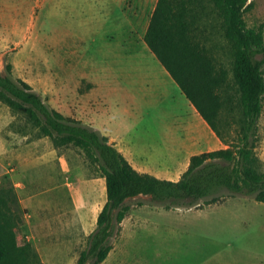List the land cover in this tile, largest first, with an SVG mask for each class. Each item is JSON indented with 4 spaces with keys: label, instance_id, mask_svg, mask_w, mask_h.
I'll return each instance as SVG.
<instances>
[{
    "label": "trees",
    "instance_id": "16d2710c",
    "mask_svg": "<svg viewBox=\"0 0 264 264\" xmlns=\"http://www.w3.org/2000/svg\"><path fill=\"white\" fill-rule=\"evenodd\" d=\"M214 6L224 36L232 44L230 71L216 44L197 30L200 8ZM250 0H159L145 40L162 65L226 147L194 155L178 181L139 172L100 130L53 108L31 84L0 68V101L49 136L57 148L73 145L98 165L106 178L108 200L77 264H102L121 234L130 201L151 196L166 209L218 202L226 192L264 203V164L256 154L264 108V32L249 27ZM236 105L234 106V104ZM237 108L239 109L237 111ZM231 115V119H229ZM28 211L16 188L0 183V264H42L22 236Z\"/></svg>",
    "mask_w": 264,
    "mask_h": 264
},
{
    "label": "rangeland",
    "instance_id": "374dc122",
    "mask_svg": "<svg viewBox=\"0 0 264 264\" xmlns=\"http://www.w3.org/2000/svg\"><path fill=\"white\" fill-rule=\"evenodd\" d=\"M250 1L253 6L244 18L249 27L261 28L264 32V0ZM101 6L99 0L92 3L90 0H0V68L11 63L16 53L20 67L26 59L46 61L53 75L68 78L70 97L78 86L83 93L93 91L97 110L101 113L109 110L112 114L111 124L145 131L151 121L148 113L154 110V105L139 97L138 82L126 84L118 78L117 68L113 67L112 73L109 62H105L112 58L119 65L124 54L111 53L93 41L104 26V15L109 14H101ZM196 27L208 37L209 45L216 44V53L230 71L232 80V44L226 40L222 20L209 2L200 8ZM16 30L20 32L17 38L11 36ZM116 38L113 34L108 37L101 34L98 41L113 42ZM40 71L38 67L20 70L33 83L41 85ZM80 80L81 85L74 84ZM147 80L152 82L150 87L161 82L153 79V73ZM53 102L57 104L59 100ZM0 105L8 107L1 101ZM159 108L160 105L156 111ZM259 126L261 141L256 154L264 164V108ZM10 129L30 133V139L36 138L39 131L21 116L15 118ZM59 151L65 159V199L68 200L72 182L82 177L81 172L88 177L100 173L98 165L82 149L68 145L59 147ZM173 171L171 166L162 165L157 173L164 176ZM130 203L131 210L123 222L125 235L136 238L131 240L125 264H264V203L254 197L226 192L210 205L172 209L157 204L151 196H138ZM63 207L69 210V203L61 202L59 209ZM22 236L28 240L23 231Z\"/></svg>",
    "mask_w": 264,
    "mask_h": 264
},
{
    "label": "crops",
    "instance_id": "0c3cea01",
    "mask_svg": "<svg viewBox=\"0 0 264 264\" xmlns=\"http://www.w3.org/2000/svg\"><path fill=\"white\" fill-rule=\"evenodd\" d=\"M99 1L101 14H109L104 15V26L93 41L111 53L124 54L119 65L112 58L105 62H109L112 73L113 67L117 68L118 78L126 84L138 82L139 97L154 105V110L148 113L151 118L148 129L142 131L136 127L131 130L119 123L111 124L112 114L109 110L104 113L97 110L94 103L98 101L93 91L83 93L78 86L70 97L66 86L70 83L68 78L53 75L46 61L26 59L20 67L16 53L11 61L14 73L31 84L64 116L80 120L109 137L139 172L178 181L194 155L222 148L223 143L145 40L159 0ZM18 34L17 30L11 32L15 38ZM101 34L105 37L113 34L117 38L113 42L102 40L99 43ZM34 67L41 68V85L22 73L24 69ZM150 73H153V79L161 81L158 86L155 83L154 87L149 86L152 84L147 80ZM81 83L80 80L74 84ZM56 99L59 100L57 104L53 102ZM158 105L160 110L156 111ZM15 118L9 107L0 105V183L13 184L23 208L27 209L22 231L38 251L42 264H76L107 203L106 178L100 174L88 177L81 172L82 177L72 182L71 197L66 200L65 159L59 148L49 136L30 139V133L12 131L10 126ZM162 165L171 166L174 171L161 176L157 172ZM61 202H68L69 210L65 207L60 210ZM68 214L69 219H66ZM123 222L121 234L102 264H125L131 251V240L136 237L125 235ZM58 223L68 224L60 226Z\"/></svg>",
    "mask_w": 264,
    "mask_h": 264
}]
</instances>
